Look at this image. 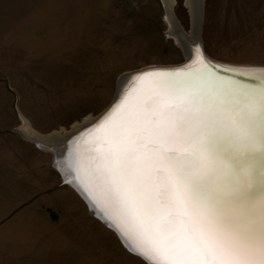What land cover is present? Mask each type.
Instances as JSON below:
<instances>
[{
	"label": "rangeland",
	"instance_id": "obj_1",
	"mask_svg": "<svg viewBox=\"0 0 264 264\" xmlns=\"http://www.w3.org/2000/svg\"><path fill=\"white\" fill-rule=\"evenodd\" d=\"M163 3L0 0V264H146L19 130L68 133L109 108L121 75L183 64ZM202 6L207 56L264 67V0ZM173 10L190 33L186 0Z\"/></svg>",
	"mask_w": 264,
	"mask_h": 264
},
{
	"label": "snow or ice",
	"instance_id": "obj_2",
	"mask_svg": "<svg viewBox=\"0 0 264 264\" xmlns=\"http://www.w3.org/2000/svg\"><path fill=\"white\" fill-rule=\"evenodd\" d=\"M246 71L257 85L136 74L147 89L96 122L99 163L77 161L69 183L146 264H264V68Z\"/></svg>",
	"mask_w": 264,
	"mask_h": 264
},
{
	"label": "water",
	"instance_id": "obj_3",
	"mask_svg": "<svg viewBox=\"0 0 264 264\" xmlns=\"http://www.w3.org/2000/svg\"><path fill=\"white\" fill-rule=\"evenodd\" d=\"M164 9H165V12L167 14V10H166L165 6H164ZM173 16L175 18L174 10H173ZM201 17H203V14ZM201 20H202V18H201ZM201 20L199 19V22H197L198 28H201V26H202ZM185 39L188 40L185 37H182V39H181L183 42L184 48H185V51H184L185 61L183 62V64L174 65V66H151V67L143 68L141 70L131 71V72H128V73L121 75L118 79V82H117V90H116V95H115V99H114L113 103L109 106V108H107L101 115H99L96 118L95 124L92 125L93 128H91L89 130V126L91 124L89 126L83 127L78 133L66 138L65 140H63L60 143L57 142L55 144V146H53L52 150H50V152L53 154V158H54V168L59 172V174L63 178V181L68 185L74 186V188L76 190H78L82 194V196L84 197V200L88 204L89 209L95 211L96 216H98V218H101V220H103L105 223H107L109 228H111L114 231H116V230L103 217L102 213L97 208L93 207L92 203L89 201V199L85 195V193H83L76 186V183H69V181L72 180V178L75 176L74 168L76 166L77 161H80L81 157L83 155L81 142H85V140L87 138H90L91 136H94L96 134V133H90L89 134V131L92 130L91 132H93V129L96 127V122L100 121L101 118L104 117L105 114L110 111V109H112V107L114 106V103L118 102L116 99L117 96L120 95L121 100L124 98L123 95H121V90H123L124 95L128 94V92H130V91L132 92V95L135 94L141 86V83H139L136 80V74H139V73H145V72H149V71H166V72H170V73L179 72L181 74L195 73L194 71H195V67H197V65L194 64V61L197 62L196 60H197V56L199 53H202L204 55V57L206 58L205 62L208 65V68L210 70H212L213 72L221 75V76L227 75L228 77L236 78L238 80H245L246 78L247 79L256 78L252 75L247 74V71H245L244 69L243 70L237 69V71H226V69H228L229 67H233L234 69H236L237 67H234V66L225 67L227 65L220 64L219 62L212 61V60L208 59L207 56L205 55L204 51H203V46L201 44V41H199L198 46L192 48L189 43H186ZM198 50H199V53H198ZM187 53H188V55H186ZM188 56L190 58H188ZM192 57L195 58L194 61L191 60ZM252 68H254V67H252ZM255 68L262 69L264 67L258 66ZM256 76L257 77L259 76V72L256 73ZM146 82L147 81H145V83ZM133 89H136V91H132ZM21 120H22V118H21ZM37 147H39V146H37ZM39 149H41V148L39 147ZM41 150H43V149H41ZM58 161L62 163L61 167L56 166ZM64 164L71 165L72 168L66 169L63 167ZM67 171H71V175H66L65 172H67ZM116 233L118 234L117 231H116ZM118 236L120 237L119 234H118ZM120 239H121V237H120Z\"/></svg>",
	"mask_w": 264,
	"mask_h": 264
},
{
	"label": "bare ground",
	"instance_id": "obj_4",
	"mask_svg": "<svg viewBox=\"0 0 264 264\" xmlns=\"http://www.w3.org/2000/svg\"><path fill=\"white\" fill-rule=\"evenodd\" d=\"M163 2L165 5V8L167 10V21H168L169 28H170V34L176 39L179 46H182L183 51H185L183 42L181 40L182 37H185L188 39V40L185 39L186 43H189L192 48L198 46L199 41H201V38H200L201 28H198L197 22H199V19L201 20V18H202L201 16L203 14V6H202L203 0H186L187 7L189 9V13L191 14V18H192V31L188 34L184 31L181 24L173 16L172 9L175 5V0H163ZM201 22H202V20H201ZM201 44H202V41H201ZM203 51H205V50H203ZM186 55H188V53ZM188 58H190V57L188 56ZM207 58L212 60V61L219 62L220 64L227 65L225 67L234 66V67H237L236 69H242V70L244 69L245 71L249 70V69L259 70L258 68H255L258 66L241 65V64H239V65L234 64L233 65V64L226 63V62L217 61L216 59L214 60V59L210 58L209 56H207ZM194 59L195 58L192 57L191 60L194 61ZM194 64L197 65V67H195V71H194L195 73H188V74H196L199 72H204L206 75H209L213 79L231 80L233 82L241 83L246 87L255 86L259 83V80L257 78H249V79L246 78L245 80H238L236 78L228 77L227 75L221 76V75L213 72L212 70H210L208 67L206 69H201L200 66L195 61H194ZM252 67H254V68H252ZM229 68H233V67H229ZM184 74H187V73H184ZM147 87H148V82H146V83L144 82L143 84H141L139 90L130 97V100L134 101L141 94V91L146 90ZM95 120H96V118L95 119H88L87 121H85L81 125L74 126L70 132L65 133V134L62 133V135H59V134H61V133H59V134H55V135L41 136L38 133H36L35 131H33L28 126V124H25V123H24V126L21 128V131L19 130V132L26 139L34 141L36 143V145L39 146L41 149L50 151V150H52L53 146H55V144L57 142L60 143L63 140H65L66 138L78 133L83 127L89 126L91 124L89 126V130L91 128H93L92 125L95 124ZM91 131H89V134L93 133ZM101 136H102V133H96L94 136L87 138L85 140V142H81L83 155L81 157L80 162L83 166H85V167L90 166L94 169L96 164L99 163L98 159L93 160V158L99 157V153L97 152L98 148L103 149L104 147H106V145H103L101 140H100ZM69 186H71V185H69ZM71 187L73 189H75L74 186H71ZM75 191L84 199V197L82 196V194L78 190L75 189ZM90 211L93 213V215L95 217H97V219H99L100 221H102L104 224H106L108 226L107 223H105L103 220H101V218H98V216H96L95 211H93V210H90ZM135 256H137V255H135ZM141 259H143V258H141Z\"/></svg>",
	"mask_w": 264,
	"mask_h": 264
},
{
	"label": "crops",
	"instance_id": "obj_5",
	"mask_svg": "<svg viewBox=\"0 0 264 264\" xmlns=\"http://www.w3.org/2000/svg\"><path fill=\"white\" fill-rule=\"evenodd\" d=\"M25 140V139H24Z\"/></svg>",
	"mask_w": 264,
	"mask_h": 264
}]
</instances>
